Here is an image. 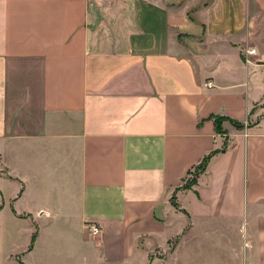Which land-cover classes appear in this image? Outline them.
<instances>
[{"label": "crops", "instance_id": "1", "mask_svg": "<svg viewBox=\"0 0 264 264\" xmlns=\"http://www.w3.org/2000/svg\"><path fill=\"white\" fill-rule=\"evenodd\" d=\"M260 62L264 0H0V264H264Z\"/></svg>", "mask_w": 264, "mask_h": 264}, {"label": "built area", "instance_id": "2", "mask_svg": "<svg viewBox=\"0 0 264 264\" xmlns=\"http://www.w3.org/2000/svg\"><path fill=\"white\" fill-rule=\"evenodd\" d=\"M246 53L249 56H258L257 50L255 48H251V49L247 50ZM260 64H264V62L263 63L260 62ZM89 230H90V233L93 235H98L101 233V229L97 226H91V228H89Z\"/></svg>", "mask_w": 264, "mask_h": 264}, {"label": "trees", "instance_id": "3", "mask_svg": "<svg viewBox=\"0 0 264 264\" xmlns=\"http://www.w3.org/2000/svg\"><path fill=\"white\" fill-rule=\"evenodd\" d=\"M208 160H209V158L205 159V160L203 161V163L199 166L200 169H199L198 172L195 174V177H194L195 180L192 181V183H191L192 185L196 182V179L198 178L200 172L204 171V169L206 168V166H207V164H208ZM191 184H190V185H191ZM187 187H188V185H187Z\"/></svg>", "mask_w": 264, "mask_h": 264}, {"label": "rangeland", "instance_id": "4", "mask_svg": "<svg viewBox=\"0 0 264 264\" xmlns=\"http://www.w3.org/2000/svg\"><path fill=\"white\" fill-rule=\"evenodd\" d=\"M250 49H251V48H250ZM248 50H249V49H248ZM245 53H246V52H245ZM245 56H247V57H256V56H249L247 53H246ZM199 169H200V167H197V168H195V169L191 172V176H190L189 180H187V182H185V185L190 184V183L193 181V179H194V177H195V174L198 172Z\"/></svg>", "mask_w": 264, "mask_h": 264}]
</instances>
